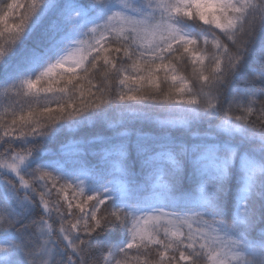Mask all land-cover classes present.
I'll list each match as a JSON object with an SVG mask.
<instances>
[{
    "label": "snow or ice",
    "instance_id": "snow-or-ice-1",
    "mask_svg": "<svg viewBox=\"0 0 264 264\" xmlns=\"http://www.w3.org/2000/svg\"><path fill=\"white\" fill-rule=\"evenodd\" d=\"M257 223L264 0H0V264H264Z\"/></svg>",
    "mask_w": 264,
    "mask_h": 264
},
{
    "label": "trees",
    "instance_id": "trees-1",
    "mask_svg": "<svg viewBox=\"0 0 264 264\" xmlns=\"http://www.w3.org/2000/svg\"><path fill=\"white\" fill-rule=\"evenodd\" d=\"M207 128H208L207 124L193 125L191 131L184 129H173L171 134L178 140L188 141L192 138L193 134H203ZM110 134H111V130L108 129L106 124L102 122L95 124H88L86 126L74 125L70 129L64 128L54 141H51L47 144V148L51 150L53 153H57L62 143L80 141L82 144L81 150L83 151V149L88 148V145L83 143L85 140H91L93 137L96 136H105ZM88 150L89 152L91 151L90 148ZM87 159L92 160L93 163L95 162V159L90 155L87 157ZM136 170L137 171L139 170L138 165ZM261 228H264V223H257L255 225L253 235H256V233Z\"/></svg>",
    "mask_w": 264,
    "mask_h": 264
}]
</instances>
